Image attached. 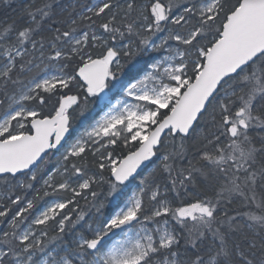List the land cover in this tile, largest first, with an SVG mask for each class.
<instances>
[{
	"label": "snow or ice",
	"instance_id": "1",
	"mask_svg": "<svg viewBox=\"0 0 264 264\" xmlns=\"http://www.w3.org/2000/svg\"><path fill=\"white\" fill-rule=\"evenodd\" d=\"M0 13V264H264V0Z\"/></svg>",
	"mask_w": 264,
	"mask_h": 264
},
{
	"label": "trees",
	"instance_id": "2",
	"mask_svg": "<svg viewBox=\"0 0 264 264\" xmlns=\"http://www.w3.org/2000/svg\"><path fill=\"white\" fill-rule=\"evenodd\" d=\"M4 16V14L3 13H0V18H2Z\"/></svg>",
	"mask_w": 264,
	"mask_h": 264
}]
</instances>
